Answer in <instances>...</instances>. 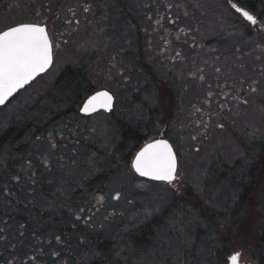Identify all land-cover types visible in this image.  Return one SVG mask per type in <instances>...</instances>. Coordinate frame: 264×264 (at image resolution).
<instances>
[{"label":"rangeland","instance_id":"rangeland-1","mask_svg":"<svg viewBox=\"0 0 264 264\" xmlns=\"http://www.w3.org/2000/svg\"><path fill=\"white\" fill-rule=\"evenodd\" d=\"M246 1L240 0L241 4ZM128 3L140 14L143 32L146 26L151 27L152 52L159 51L163 36L165 45L175 47L166 71L181 92L173 108L168 91L163 89L166 84L162 82L158 90L151 91L140 74L132 73L136 52L135 33L130 29L134 24L126 27L123 9L115 13L116 0H0V32L24 22L44 24L51 29L54 42L52 67L0 108V136L37 105L66 67L90 59L91 85L96 91H109L116 100L113 113L89 118L78 112L63 115L54 111L40 132L33 133L30 158L11 161L18 174L12 175L11 170L9 176L0 178V264H80V257L91 258L89 235L107 238L115 232L120 233L115 254L122 255L121 261L111 256V264H208L212 243L219 253L227 250L223 264H229L237 252L240 264H257L253 255L264 214V165L248 202L244 187L249 182L243 184L242 179L249 176V153L255 157L260 151L254 143L264 141V42L251 47V39L239 36L232 23L238 17L227 1L226 5L220 0ZM158 14L171 16L172 35H163ZM181 39L192 48L180 45ZM154 71L162 73L161 68L154 67ZM125 73V79L117 76ZM126 80L132 83L133 94L125 86ZM159 90L166 109L161 120L150 124L146 104L160 97ZM138 93L140 99L135 97ZM139 123L150 124L142 144L132 152L129 143L116 153L122 132ZM160 138L170 141L178 155L179 169L171 184L142 181L131 166L143 146ZM104 158L113 164L109 167L112 176L100 184V192L85 212L75 211L83 231L74 234L64 247L61 225L42 231L35 220L30 228L21 220L22 209L19 213L13 209L19 204L28 206L35 192L47 195L45 189H52L61 178V166H67L68 173L88 172V162L103 173L109 169L98 166ZM186 200L190 208L179 209ZM194 204L225 216L224 226L215 225L221 230L218 234L209 231L208 219L200 216ZM44 206L46 209L48 204ZM82 238L85 240L80 242ZM100 259H85L82 264Z\"/></svg>","mask_w":264,"mask_h":264},{"label":"trees","instance_id":"trees-1","mask_svg":"<svg viewBox=\"0 0 264 264\" xmlns=\"http://www.w3.org/2000/svg\"><path fill=\"white\" fill-rule=\"evenodd\" d=\"M52 1L53 0H51V2ZM116 2L118 3V6L117 8H115V13H118V8L123 9L122 13L124 15V20L127 21L129 24L126 27L129 28L132 23L134 24V28L131 26V29L129 28L135 33V46L133 52H136V56L133 57L134 61L130 65V67L132 68V73L140 74V79L142 80L143 84L145 83L151 91L154 88L158 90L159 85L162 82L166 84L168 87H164L163 89H165V92L168 91V98L171 100V106L173 108L176 100H179V95L181 94V92H178L176 90V87L174 85L175 79L171 76V74L167 73L166 71H168L169 69V67H167L168 58H170L173 53H176L174 50L175 47L171 46L169 48V43L165 45L166 36H163V45L158 49L159 51L152 52L150 50L151 27L146 26V32H143V29L141 28L139 22L141 18L138 15L140 14H136V12H138L137 10L135 12V10L130 9L131 7H128L129 0H116ZM48 4L50 3L47 2L46 6ZM245 5H247V8L250 11L259 15V19L264 18V0H248ZM256 10H259V12H256ZM158 15L160 17L158 19L163 22V27L161 30L162 33L164 31L163 35H165L166 32H170L169 36L172 35L171 25L173 20L171 16L163 17L160 14ZM232 23L234 29L240 32V37L242 36L245 39H251V47L260 44L261 42H264V31L255 32L253 28L245 22L244 25L236 20H233ZM104 29L107 31L106 28ZM153 33L157 34L156 31ZM170 38L174 39L173 36H171ZM181 41L183 40H180L179 43H182L180 45H186V47L189 48L188 43H186L185 41ZM203 44L205 45V43ZM166 48L167 50H165ZM171 48H173V50ZM146 53H150V56L148 57ZM150 60L153 61L150 62ZM87 64H89V66H87ZM92 64L93 59H90L89 63L83 62L81 63V65L78 64L66 67L58 76L52 88L47 91L44 96L36 103L37 105H34L33 107L26 110L25 115L20 121L9 127L6 131H4V133H2V135L0 136V178L4 176H9L11 170H14L12 175L18 174V172L12 167L11 161H16L17 159L25 157L30 158L32 145L29 144V142L32 139V135L35 131L37 133L40 132V128L42 127L44 122H46V118L49 114H53V112L56 110L61 112V114L63 115L78 112L79 116L83 118V116H81L79 112L81 107L80 105L83 104L84 100L87 97L96 92L95 88L91 85ZM154 67L161 68L162 73H160L159 75L154 74ZM162 74H165L166 76ZM125 75H127V73H125L124 75L118 74L117 76L121 77V79H125ZM130 78L133 77L130 76ZM125 82V86H127L129 92L133 94L134 91L129 86L132 83H128V80H126ZM159 91L160 97H158L157 99H155L154 97V99L151 100L149 104H146L145 112L147 118L150 119V124H152V122L154 123L153 120H161L162 113L166 109L164 97L161 100V92L163 91ZM150 93L151 92H148V95ZM151 96L152 93L149 97ZM135 97L136 99H140L141 94L138 93V95H135ZM149 105L152 106V108ZM125 125L126 123H124V126ZM144 125L146 126V130L144 129ZM149 125L146 123H139L134 127H129L124 130L122 132L121 141L118 143L116 153L129 143H131L133 146V152V149L135 147L142 144L147 129L149 128ZM163 135L166 136V132L163 133ZM263 144V140H259L254 143V146H259V148L257 149L260 150L256 153V156L254 155L256 158L253 157V154H250L248 152L249 156H252L250 157L251 160L250 165L248 167L250 168V172L249 176L245 175V177H243L242 179L243 184H247L249 182V185L247 187H244V192L247 195L245 196L247 202L252 199V193L256 186V180L258 178V174L260 173V167L261 165H264ZM38 164L40 165L39 162ZM87 164V171L88 169L90 170L88 171L89 173L83 169L79 172L75 171L73 173H68L67 166H61V178H57V181L54 182V186L52 189H45L47 195L37 194V192H35L34 197H32L31 199L32 202H29L28 206L19 204L17 207H13V209L17 213L21 212V209L24 212V215H20L21 220L24 222V224L31 228L33 227L32 223L36 220L38 222L36 223V225L39 224L38 228L42 231H47L48 229L53 230L55 227L61 225V240L63 242L62 247L67 245V242L71 240L74 234L82 232L83 224L75 218V211L78 209L80 211L85 212V210L89 207L90 202L93 201V199L95 198V194L100 192L98 189V187H100V184L112 176V174L110 173L112 169H110L109 167L113 166V164L107 163L104 158L101 163L98 162V166L102 168L103 166H106L110 170H105L102 173L98 170L97 167H91L88 162ZM82 168H86V166ZM146 182L148 183L149 181ZM149 183L155 184V182ZM200 196L203 197L205 201L209 200L207 196ZM45 204H48L46 209L44 208ZM30 206L34 210V212L29 210ZM189 206V201L186 200L184 203L180 204L179 209L184 210L185 207ZM173 207L176 208L177 203L173 205ZM193 208L196 211L199 210L202 213L200 215L201 217L208 219L210 223L209 231L212 233L216 231V233L218 234L221 231L220 229L216 230L215 225L221 224V226H224L227 223V220L224 215H215L213 212L210 213L205 209H202V207L197 204H194ZM196 214L199 217V214ZM37 217H42L43 220L39 221ZM262 218L263 220L261 222V229L258 238L256 237L257 249L255 250V254L253 255V257L257 261V264H264L263 213ZM85 219L87 221V218ZM150 226V224L147 225V227ZM124 227L126 228V225ZM119 234V232H115L110 236H107V238H105L102 234H97L96 237L92 234L89 235V240L93 243V245H91L92 249L89 252V256L91 258H86L85 256H82L78 259V262L82 264L86 260H88L89 262L95 261L96 257L98 256H101L100 262H96L95 264H111L109 259L112 258L111 256H115L119 261H121L122 254H115V241H117V237L119 236ZM84 240L85 239L82 238L81 241H79L82 242ZM226 254H228L227 250H224L223 253H219L218 251H216L214 244H210L208 264H223V258L224 256L226 257Z\"/></svg>","mask_w":264,"mask_h":264},{"label":"snow or ice","instance_id":"snow-or-ice-1","mask_svg":"<svg viewBox=\"0 0 264 264\" xmlns=\"http://www.w3.org/2000/svg\"><path fill=\"white\" fill-rule=\"evenodd\" d=\"M232 7L251 25L257 24L256 18L248 11L236 3ZM51 63L52 44L45 28L22 23L0 33V106L46 71ZM112 102L113 97L108 92H100L88 99L81 110L85 114H91L98 108L111 111ZM132 167L140 176L171 184L176 176L177 163L167 141H156L138 153ZM115 199L119 200V195ZM239 259V252L233 254L231 264H239Z\"/></svg>","mask_w":264,"mask_h":264},{"label":"water","instance_id":"water-1","mask_svg":"<svg viewBox=\"0 0 264 264\" xmlns=\"http://www.w3.org/2000/svg\"><path fill=\"white\" fill-rule=\"evenodd\" d=\"M40 27H43V28H45L44 26H40ZM45 30H46V28H45ZM7 31V30H6ZM47 32V31H46ZM48 34V33H47ZM48 39H49V36H48ZM50 40V39H49ZM52 62H53V56H52ZM51 65H52V63H51ZM51 65H50V67H51ZM49 67V68H50ZM49 68L46 70V71H44V72H42V73H40V74H38L31 82H33L38 76H40L41 74H44L45 72H47L48 70H49ZM30 82V83H31ZM30 83H28V84H26L23 88H21L19 91H17L12 97H10L9 99H8V101L5 103V105L14 97V96H16L21 90H23L26 86H28ZM100 92H108L112 97H113V102H112V109H111V111H106V110H104V109H102V108H98L96 111H94L93 113H91V114H85L81 109H82V106H83V104L84 103H86V101L88 100V99H90L92 96H95V95H97V93H100ZM83 104L81 105V108H80V110H79V112H80V115L81 116H83V117H92V116H94V115H96V114H99V113H105V114H110V113H112L113 111H114V108H115V97L113 96V94H111L109 91H107V90H99V91H96V92H94L93 94H91L89 97H87L85 100H84V102H83ZM5 105H3V106H0V107H4ZM156 141H167V143L171 146V150H172V152L174 153V155H175V157H176V163H177V169H176V175H177V171H178V158H177V155H176V152H175V149H174V147H173V145L167 140V139H158V140H155V141H152V142H150V143H147L145 146H143L137 153H136V155H135V157H134V159H133V161H132V163H131V166L133 165V163H134V161H135V159H136V156L138 155V153L143 149V148H145L147 145H149V144H152V143H155ZM132 170H133V172H134V174L138 177V178H140V179H142V180H145V181H149V182H155V183H166V182H163V181H157V180H153V179H151L150 177H145V176H140L136 171H135V169L132 167ZM175 179H176V176H175ZM174 179V180H175ZM173 180V181H174ZM229 264H231V261H230V258H229ZM240 264V263H239Z\"/></svg>","mask_w":264,"mask_h":264},{"label":"flooded vegetation","instance_id":"flooded-vegetation-1","mask_svg":"<svg viewBox=\"0 0 264 264\" xmlns=\"http://www.w3.org/2000/svg\"><path fill=\"white\" fill-rule=\"evenodd\" d=\"M220 1H222L225 5H226L225 1H227L231 7H232V4H233V3H236L238 7H241V8H243L244 10L248 11L251 15H253V16L256 18V20H257V24H256V25H251L250 22H248L247 20H245V19L243 18V16H242L240 13H238V12L232 7L233 11L236 13V15H237V17H238V20H236V21L241 22L243 25H244V22L247 23V24H249V25L253 28V30H254L255 32H256V31H264V18L259 19V17H258L259 15H257V14H255V13H253L252 11H250V10L247 8V5H245V4H241L240 0H220ZM246 3H247V1H246ZM188 4H189V5L191 4L190 1H188ZM24 23L37 24V23H32V22H24ZM20 24H22V23H20ZM20 24H17V25H20ZM17 25H15V26H17ZM37 25H39V26H43L44 24H37ZM44 26H46V25H44ZM11 27H14V26H11ZM9 28H10V27H8L7 29H9ZM7 29H5V30H7ZM5 30H3V31H5ZM3 31H1V32H3ZM47 31H48V34H49V37H50V40H51V44H52V47H53L54 42H53V39L51 38L52 36H50V34H52L51 29H50V31H49V29L47 28ZM1 32H0V33H1ZM53 48H54V47H53ZM190 48H192V47L189 46L188 49H190ZM9 103H10V102H9Z\"/></svg>","mask_w":264,"mask_h":264}]
</instances>
